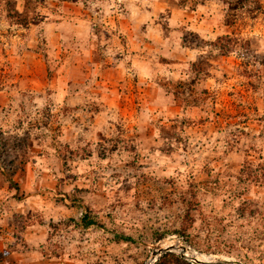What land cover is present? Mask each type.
I'll use <instances>...</instances> for the list:
<instances>
[{"label": "rangeland", "instance_id": "rangeland-1", "mask_svg": "<svg viewBox=\"0 0 264 264\" xmlns=\"http://www.w3.org/2000/svg\"><path fill=\"white\" fill-rule=\"evenodd\" d=\"M170 242L264 264V0H0V264Z\"/></svg>", "mask_w": 264, "mask_h": 264}, {"label": "water", "instance_id": "water-1", "mask_svg": "<svg viewBox=\"0 0 264 264\" xmlns=\"http://www.w3.org/2000/svg\"><path fill=\"white\" fill-rule=\"evenodd\" d=\"M175 251H179L181 253V257L186 258L189 255L187 254V250L185 247L179 246L178 244L166 245L165 247H159L153 252L154 262L157 259L167 253H172ZM190 260L195 264H238L237 262H231L229 260H218V261H210V262H202L197 260L195 254L190 256Z\"/></svg>", "mask_w": 264, "mask_h": 264}, {"label": "trees", "instance_id": "trees-1", "mask_svg": "<svg viewBox=\"0 0 264 264\" xmlns=\"http://www.w3.org/2000/svg\"><path fill=\"white\" fill-rule=\"evenodd\" d=\"M156 264H190L172 253L163 255Z\"/></svg>", "mask_w": 264, "mask_h": 264}, {"label": "bare ground", "instance_id": "bare-ground-1", "mask_svg": "<svg viewBox=\"0 0 264 264\" xmlns=\"http://www.w3.org/2000/svg\"><path fill=\"white\" fill-rule=\"evenodd\" d=\"M173 244V242H170V243H168L167 245H172ZM166 246V245H165ZM187 254L189 255V256H191V255H194V253L193 252H189V251H187ZM197 254H195V256H196ZM196 258H197V256H196ZM152 260H153V262H154V259H153V257L151 258ZM198 260V259H197ZM200 261V260H199ZM210 261H213V259H211V260H207V261H202V262H210ZM153 264V263H152Z\"/></svg>", "mask_w": 264, "mask_h": 264}]
</instances>
